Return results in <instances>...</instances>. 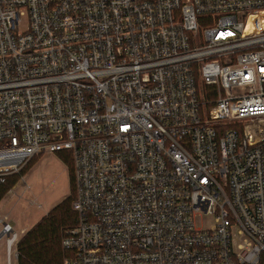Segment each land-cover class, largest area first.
I'll return each mask as SVG.
<instances>
[{"label":"built area","instance_id":"2783aa9c","mask_svg":"<svg viewBox=\"0 0 264 264\" xmlns=\"http://www.w3.org/2000/svg\"><path fill=\"white\" fill-rule=\"evenodd\" d=\"M58 152L63 264H264V0H0V182Z\"/></svg>","mask_w":264,"mask_h":264},{"label":"rangeland","instance_id":"374dc122","mask_svg":"<svg viewBox=\"0 0 264 264\" xmlns=\"http://www.w3.org/2000/svg\"><path fill=\"white\" fill-rule=\"evenodd\" d=\"M63 156L71 160L66 152L34 155L18 170L24 173L0 200V213L14 221L18 236L23 234L22 228L30 227L70 194L71 177ZM1 242H5L4 238ZM8 259V263L13 264V251Z\"/></svg>","mask_w":264,"mask_h":264},{"label":"trees","instance_id":"16d2710c","mask_svg":"<svg viewBox=\"0 0 264 264\" xmlns=\"http://www.w3.org/2000/svg\"><path fill=\"white\" fill-rule=\"evenodd\" d=\"M63 158L69 167L71 192L19 237L16 243L17 264H63L65 251L61 239L68 229L77 224V214L72 208L75 194L72 162L68 156ZM22 173L24 170L12 173L4 182H0V200Z\"/></svg>","mask_w":264,"mask_h":264},{"label":"crops","instance_id":"0c3cea01","mask_svg":"<svg viewBox=\"0 0 264 264\" xmlns=\"http://www.w3.org/2000/svg\"><path fill=\"white\" fill-rule=\"evenodd\" d=\"M0 217H7V215H5V213H0ZM10 221H12L14 223L13 220L9 219ZM31 227V226H30ZM30 227H24L20 230L21 234L24 233L27 229H29ZM15 228V227H14ZM20 237V235H19ZM3 239V238H2ZM2 239L0 241H2ZM9 259H8V255H7V250H6V243L1 242L0 243V264H9ZM13 264H17V258L15 257V259L13 260Z\"/></svg>","mask_w":264,"mask_h":264}]
</instances>
